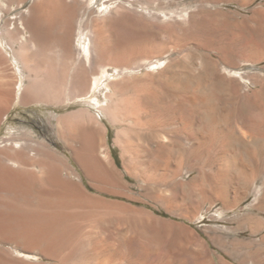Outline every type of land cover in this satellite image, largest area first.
Returning a JSON list of instances; mask_svg holds the SVG:
<instances>
[{"label":"rangeland","instance_id":"1","mask_svg":"<svg viewBox=\"0 0 264 264\" xmlns=\"http://www.w3.org/2000/svg\"><path fill=\"white\" fill-rule=\"evenodd\" d=\"M35 1L5 17H27ZM62 1H75L70 26L58 12L45 51L57 75H95L103 65L120 72L107 80V113L63 107V96L14 97L0 116V149L12 136L22 145L30 130L26 170L37 178L56 166L76 196L52 204L70 216L59 225L69 234L53 255L35 251L39 259L26 264H264V207L253 210V225L242 221L264 178V138L245 143L238 131L245 106L264 117V42L254 31L264 0ZM22 52L0 47V70L13 82L21 63L10 56ZM26 71L29 81L46 76ZM0 246L22 258L12 243Z\"/></svg>","mask_w":264,"mask_h":264},{"label":"bare ground","instance_id":"2","mask_svg":"<svg viewBox=\"0 0 264 264\" xmlns=\"http://www.w3.org/2000/svg\"><path fill=\"white\" fill-rule=\"evenodd\" d=\"M23 1L0 0V47L2 49H19L21 52L23 51L20 53L21 55L13 53L10 56L11 58L14 57L15 62L18 60L21 63L18 67L19 81L13 82L14 77L10 79L3 69L0 70V78H6L4 82L0 81V116L14 97L16 102L26 103L30 100L53 102L63 96V102L59 104L63 107L74 103H84L87 106L98 107L107 113L106 107L102 105V102L110 97L107 92L109 88L107 80L115 71L120 72V70H115L109 65H103L95 75L92 72V74L89 73L86 69H81L75 78H71L68 77L64 69L57 75L52 58L45 54L47 49H52L47 33L58 24L60 18L57 13L64 12L66 14L65 23L69 27V16L75 8V1L65 7L62 0H37L30 6V13L27 17L15 16L8 18L7 16L14 10L15 5L19 6ZM5 15H7V18ZM261 17L262 19L256 21L259 25L254 31L261 37L260 40L264 42V14ZM26 33H28V38H24ZM89 42L88 40L84 46L86 53L90 49ZM16 43L18 44L17 48L14 47ZM66 43H62L59 49H69L70 46H67ZM28 49L36 50L29 52ZM67 53L64 52L61 55L63 61L69 58ZM4 60V57L0 55V63H3ZM27 69L38 72L44 71L46 76L44 78L40 77L36 82L29 81L28 73H26ZM62 88L64 89L62 90ZM88 93L90 95H87ZM85 110L91 118L96 119L89 107H86ZM58 120L59 122L62 121L61 118ZM238 129L241 139L243 138L245 143H248V138L256 142L264 138V117L260 114H252L245 106L238 115ZM56 132L59 137H63V134L66 133L58 126ZM24 134L27 137L23 138L24 143L21 141L22 145H18V137L12 136L9 139V144H5L0 149V243H12V246H10L11 253L22 256L21 259L10 257L6 249L0 246V264H26L24 260L39 259L35 251L45 257H50L59 246L58 243L61 238L67 236L70 232L67 233V227L59 226L66 219H70V216L64 214L62 210H59L60 208L58 209L57 206L52 204H60L62 199L71 201L76 199V196L63 183L59 175V169L54 165L48 166L46 173H43V175L37 178L31 177L30 172L26 170L28 166L26 148L29 145V136L32 134L30 130L25 131ZM68 137L72 138L70 134ZM74 155L76 156L75 152ZM245 171L247 172V170ZM261 182L260 186L253 185L255 186L252 191L254 195L253 202L248 205V210L242 216L243 223L250 226L253 225V222L251 223L253 210L264 207V178ZM68 184L70 185V182ZM35 186L37 188L33 193ZM114 192L116 191L114 190ZM32 194L36 195V203H33L30 199ZM254 228L256 227H253V231Z\"/></svg>","mask_w":264,"mask_h":264}]
</instances>
